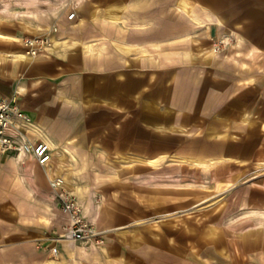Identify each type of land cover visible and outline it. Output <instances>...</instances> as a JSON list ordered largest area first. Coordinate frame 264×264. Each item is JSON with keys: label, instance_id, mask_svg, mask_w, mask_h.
Listing matches in <instances>:
<instances>
[{"label": "crops", "instance_id": "obj_1", "mask_svg": "<svg viewBox=\"0 0 264 264\" xmlns=\"http://www.w3.org/2000/svg\"><path fill=\"white\" fill-rule=\"evenodd\" d=\"M183 2L0 0V97L32 117L31 138L48 142L54 157L46 168L0 151V264L108 263L107 247L59 238L67 227L53 175L64 176V189L79 192L89 213L91 200L82 194L88 187L73 178L77 159L133 158L148 165L175 159L207 167L218 175L212 190L242 185L240 214L264 224V35L253 39L245 20L242 38L230 46L241 45V55L212 52L224 14L199 6L187 13ZM28 36H47L52 44L32 56L23 42ZM221 78L228 79L227 102ZM252 79L259 80L258 101L236 106L237 81L248 94ZM60 161L69 168L59 172ZM148 191L154 208L155 190ZM163 200L169 207L166 190ZM89 216L98 226L116 221ZM253 235L244 233L246 244L257 243Z\"/></svg>", "mask_w": 264, "mask_h": 264}, {"label": "rangeland", "instance_id": "obj_2", "mask_svg": "<svg viewBox=\"0 0 264 264\" xmlns=\"http://www.w3.org/2000/svg\"><path fill=\"white\" fill-rule=\"evenodd\" d=\"M185 1L181 5L187 11L199 6L209 12L219 8L224 14L221 16L225 17L222 20L224 32L222 38L214 44L215 53L225 55L237 52L241 55L240 51L243 50L241 45L230 46L237 43L238 38H242L241 30L244 28L245 20L248 24L247 34H251L253 39L258 42L264 35V0ZM228 17L231 23L228 22ZM208 18L211 20L210 15ZM253 49L258 52V48ZM255 60L251 58V61ZM221 66L223 70H227L226 58L223 59V63L221 62ZM258 82L259 80L252 79L249 83L251 88H248V94H245L243 85L237 81L236 95L232 102L236 106H241L245 102L258 101L259 94L256 89ZM228 85V79L221 78L220 87L225 92L224 95L221 93V99L225 102L228 99L226 94ZM208 145L210 147L211 143ZM75 161L80 171L78 176L73 175V178L87 185L88 190L82 194L91 200L89 213L86 214L85 211V215L104 238L101 244L96 242L87 244L107 247L111 251L113 250L111 248H114V251L110 252L107 264H264V224L253 222L251 221L253 218L240 214V210L244 209L240 206L241 201H238L243 196L242 185L233 188L225 185L219 190H212L217 184L218 175L213 177L207 167L202 169L189 163L180 164L175 159H161L150 165L145 160L137 161L133 158ZM148 188L155 190L154 208L149 207L147 203ZM181 189L191 192L189 194L192 198L184 204L178 201ZM164 190L170 194L169 207L164 206ZM207 191H209L207 197L199 204H197L199 196L191 195ZM71 192L81 201L78 197L79 192L76 190ZM88 214H98L105 219L112 216L116 221L106 220L104 224L98 226ZM60 219L64 227L69 226L70 217L63 210H60ZM211 226L215 227L217 232L213 236L209 233ZM193 228L196 230L193 231ZM124 229H129V232L123 233ZM246 231L254 234L252 238L258 239L257 243L252 246L246 244L248 242L242 237Z\"/></svg>", "mask_w": 264, "mask_h": 264}, {"label": "built area", "instance_id": "obj_3", "mask_svg": "<svg viewBox=\"0 0 264 264\" xmlns=\"http://www.w3.org/2000/svg\"><path fill=\"white\" fill-rule=\"evenodd\" d=\"M69 14V18L75 16ZM28 54L36 56L42 50L49 49L52 41L47 36H28L23 40ZM34 123L32 117L14 100L0 97V151L13 153L25 162L28 158L40 166L50 167L53 162V149L48 142L33 140L30 136ZM65 178L55 174L51 178V186L58 190L60 208L70 217L67 230L59 238L74 241L96 242L101 244L104 238L100 236L95 225L87 219L83 203L70 191L64 189ZM53 254L59 253L56 244L50 245Z\"/></svg>", "mask_w": 264, "mask_h": 264}, {"label": "bare ground", "instance_id": "obj_4", "mask_svg": "<svg viewBox=\"0 0 264 264\" xmlns=\"http://www.w3.org/2000/svg\"><path fill=\"white\" fill-rule=\"evenodd\" d=\"M112 1V0H111ZM126 1V0H125ZM114 3V2H113ZM117 5V4H116ZM204 5V4H203ZM185 6V5H184ZM117 7H121V6H117ZM112 9V8H111ZM211 9V8H210ZM87 11V10H86ZM112 12V11H111ZM118 12V11H117ZM121 13V12H120ZM187 13H188V11H187ZM116 16H118V15H116ZM210 29V28H209ZM212 52H215V49H213L212 50ZM211 52V53H212ZM133 69V68H132ZM119 72V71H118ZM121 74V73H120ZM119 76V75H118ZM86 82V81H85ZM88 84V83H87ZM86 85V84H85ZM89 86H92V85H89ZM255 87V86H254ZM257 87V86H256ZM91 88V87H90ZM122 92V91H121ZM245 92V91H244ZM248 92V91H247ZM246 92V93H247ZM251 94V93H250ZM239 95V94H238ZM242 96V95H241ZM240 96V97H241ZM248 97V96H247ZM235 98V97H234ZM130 100V99H129ZM128 100V101H129ZM247 100H249V99H247ZM255 100V99H254ZM139 101V100H138ZM220 101V100H219ZM110 102V101H109ZM133 102V101H132ZM122 103V102H121ZM101 104V103H100ZM252 104V103H251ZM102 105V104H101ZM121 105V104H120ZM145 105V104H144ZM225 105V104H224ZM248 105H249V103H248ZM91 106V105H90ZM136 106V105H135ZM152 106V105H151ZM145 107V106H144ZM166 109V108H165ZM238 109V108H237ZM120 110H122V109H120ZM225 109L223 108V111H224ZM123 111V110H122ZM222 111V110H221ZM148 113V112H147ZM219 113H221L220 111H219ZM238 113V112H237ZM240 113V112H239ZM247 113H249V112H247ZM230 114H231V112H230ZM235 114V113H234ZM139 116V115H138ZM225 116H226V114H225ZM128 117V116H127ZM137 117V116H136ZM230 117V116H229ZM257 117V116H256ZM189 120V119H188ZM247 120V119H246ZM144 122V121H143ZM188 122V121H187ZM147 123V122H146ZM139 124V123H138ZM186 124V123H185ZM255 124V123H254ZM137 125V124H136ZM158 125V124H157ZM151 126V125H150ZM251 126V125H250ZM168 127V126H167ZM120 128H121V126H120ZM169 128V127H168ZM171 128V127H170ZM170 130V129H169ZM181 130V129H180ZM256 130V129H255ZM259 130V129H258ZM132 131V130H131ZM178 131V130H177ZM185 131V130H184ZM257 131V130H256ZM260 132H261V129H260ZM133 133V132H132ZM235 133V132H234ZM257 133V132H256ZM258 133H259V131H258ZM257 133V134H258ZM233 134V133H232ZM263 134V133H262ZM261 134V135H262ZM237 135H239V134H237ZM256 135V134H255ZM259 135V134H258ZM131 136H133V135H131ZM232 136V135H231ZM247 137H249V136H247ZM257 137V136H256ZM263 137V136H262ZM251 138H252V135H251ZM143 139V138H142ZM150 139V138H149ZM254 139V138H253ZM134 140V139H133ZM132 140V141H133ZM238 141V140H237ZM138 142V141H137ZM203 142V141H202ZM249 142V141H248ZM123 143V142H122ZM131 143V142H130ZM145 144V143H144ZM246 144V143H245ZM247 145V144H246ZM245 145V146H246ZM231 146H233V145H231ZM242 146V145H241ZM132 147V146H131ZM145 147V146H144ZM226 147V146H225ZM130 148V147H129ZM128 149V148H127ZM234 149V148H233ZM242 151V150H241ZM239 152V151H238ZM260 152V151H259ZM262 152V151H261ZM263 153V152H262ZM240 155V154H239ZM238 155V156H239ZM252 159V158H251ZM140 160H144V159H140ZM58 166H59V172H61V171H63V170H65L66 168H69L68 166H66L65 165V163H63L62 161H60L59 162V164H58ZM227 178H229V177H227ZM232 180V179H231ZM180 192L181 193H179V199H178V201H179V203L180 204H184V203H186V202H188L192 197L190 196V194L189 193H191V192H189V190H185V189H181L180 190ZM202 194H200V193H194V194H191V195H195V196H199V199H198V201L199 202H197V204H199L201 201H203V199H205L206 197H207V195H208V193H209V191H207V193H205V192H201ZM190 196V197H189ZM108 215H110V213L108 212ZM253 215H251V217H252ZM255 217V216H254ZM262 218V217H261ZM163 222V221H162ZM165 222H166V220H165ZM187 223V222H186ZM189 223V222H188ZM187 223V224H188ZM218 223V222H217ZM234 223V222H233ZM191 224V223H190ZM229 224H231V223H229ZM184 226V225H183ZM147 227V226H146ZM154 227V226H153ZM163 227V226H162ZM187 227H188V225H187ZM151 228V227H150ZM169 228V227H168ZM196 228V227H195ZM152 229V228H151ZM194 229V228H193ZM130 230H131V228H130ZM132 230H133V228H132ZM161 230H162V228H161ZM174 230V229H173ZM189 230V229H188ZM196 229H194L193 231H195ZM264 230V229H263ZM168 231V230H167ZM166 231V232H167ZM182 231V230H181ZM122 232L123 233H127V232H129V229H124V230H122ZM154 232H156V230H154ZM174 232H176V231H174ZM188 232V231H187ZM149 233H151V232H149ZM189 233V232H188ZM209 233L213 236V235H215L217 232H216V229H215V227H213V226H211L210 228H209ZM255 233V232H254ZM167 234V233H166ZM179 234V233H178ZM255 234H257V233H255ZM135 235H137V234H135ZM144 235V234H143ZM173 235H175V233L173 234ZM258 235V234H257ZM153 236V235H152ZM168 236V235H167ZM264 236V235H263ZM164 237V236H163ZM170 238H172V237H170ZM176 238V237H175ZM254 238H256V236L254 237ZM191 239H192V237H191ZM252 239V238H251ZM148 240V239H147ZM172 240V239H171ZM170 240V241H171ZM190 240V239H189ZM238 240V239H237ZM178 241V240H177ZM262 241V240H261ZM146 242H148V241H146ZM183 242H184V240H183ZM255 242V241H254ZM180 243V242H179ZM182 243V242H181ZM180 243V244H181ZM188 243V242H187ZM174 244V243H173ZM175 244H177V242L175 243ZM156 245V244H155ZM165 245V244H164ZM184 245V244H183ZM189 245V244H188ZM178 246H179V244H178ZM182 246V245H181ZM185 246V245H184ZM165 247V246H164ZM190 247V246H189ZM172 249V248H171ZM170 250V249H169ZM173 250V249H172ZM171 250V251H172ZM245 250V249H244ZM196 251V250H195ZM111 252H113V251H111ZM178 252V251H177ZM181 252V251H180ZM179 252V253H180ZM245 256V255H244ZM241 260V259H240ZM238 262V261H237ZM236 262V263H237Z\"/></svg>", "mask_w": 264, "mask_h": 264}]
</instances>
